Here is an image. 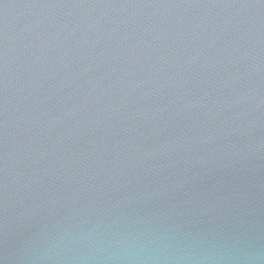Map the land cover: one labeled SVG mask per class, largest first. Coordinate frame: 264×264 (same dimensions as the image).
Returning <instances> with one entry per match:
<instances>
[{"label": "water", "instance_id": "water-1", "mask_svg": "<svg viewBox=\"0 0 264 264\" xmlns=\"http://www.w3.org/2000/svg\"><path fill=\"white\" fill-rule=\"evenodd\" d=\"M0 264H264V0H0Z\"/></svg>", "mask_w": 264, "mask_h": 264}]
</instances>
